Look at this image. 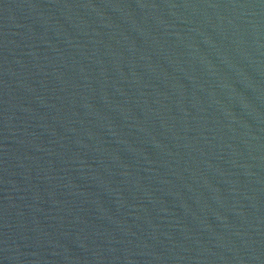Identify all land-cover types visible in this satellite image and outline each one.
<instances>
[{
  "label": "water",
  "instance_id": "obj_1",
  "mask_svg": "<svg viewBox=\"0 0 264 264\" xmlns=\"http://www.w3.org/2000/svg\"><path fill=\"white\" fill-rule=\"evenodd\" d=\"M0 264H264V0H0Z\"/></svg>",
  "mask_w": 264,
  "mask_h": 264
}]
</instances>
